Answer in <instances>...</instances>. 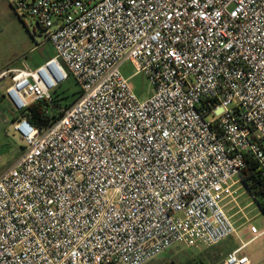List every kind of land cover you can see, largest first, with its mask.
<instances>
[{
  "label": "built area",
  "instance_id": "obj_1",
  "mask_svg": "<svg viewBox=\"0 0 264 264\" xmlns=\"http://www.w3.org/2000/svg\"><path fill=\"white\" fill-rule=\"evenodd\" d=\"M13 7L55 53L0 76L14 110L42 103L50 114L70 76L81 96L46 128L14 122L25 146L0 176V264H148L234 235L225 206L250 160L264 178V0ZM127 62L149 80L147 99L123 75ZM254 199L261 209L264 194ZM221 264L251 261L237 249Z\"/></svg>",
  "mask_w": 264,
  "mask_h": 264
},
{
  "label": "rangeland",
  "instance_id": "obj_2",
  "mask_svg": "<svg viewBox=\"0 0 264 264\" xmlns=\"http://www.w3.org/2000/svg\"><path fill=\"white\" fill-rule=\"evenodd\" d=\"M14 0H0V66L30 67L36 69L43 65L54 53L53 46L45 41V32L37 25L36 19L24 16L13 7ZM122 73L129 78L136 94L141 100L147 99L153 88L145 75L139 73L132 62L122 67ZM12 84L10 77L0 79V93L6 96L7 88ZM80 86L73 77H69L53 93L54 100L63 105L71 106L78 99ZM22 111H16L9 101L0 95V176L11 168L23 154L25 142L13 128ZM237 200L225 206L232 221H248L257 228L264 224V214L257 201L242 186L236 193ZM251 226V224H250ZM231 236L223 242L231 246L236 240ZM197 250L184 246H175L158 256L148 264H196L200 260Z\"/></svg>",
  "mask_w": 264,
  "mask_h": 264
},
{
  "label": "crops",
  "instance_id": "obj_3",
  "mask_svg": "<svg viewBox=\"0 0 264 264\" xmlns=\"http://www.w3.org/2000/svg\"><path fill=\"white\" fill-rule=\"evenodd\" d=\"M54 54L55 53H53L52 56H54ZM11 68H18V67H11L4 65L0 66V76L5 71ZM0 95H2V99H5V101H9L7 97L4 96V92H1ZM231 216L233 218L234 215ZM238 222H239L238 224H235L237 231L234 234V236H236L237 239L234 241V243L231 246L223 244V242L226 241L224 240L223 242H221L216 246H212V247L201 246L197 249H193V250H197L198 251L197 253L200 255V260L195 261V263L221 264L222 260L225 258V256L228 253L240 249V254L248 256L250 258L251 264H264V224L261 226V228H258L263 233L257 238H254V235L250 230V224L251 225L254 224L252 223L248 224V221L245 220L242 221V219H240Z\"/></svg>",
  "mask_w": 264,
  "mask_h": 264
},
{
  "label": "trees",
  "instance_id": "obj_4",
  "mask_svg": "<svg viewBox=\"0 0 264 264\" xmlns=\"http://www.w3.org/2000/svg\"><path fill=\"white\" fill-rule=\"evenodd\" d=\"M81 96V92L78 93V99ZM77 99V100H78ZM70 106V105H69ZM67 105H63V107H69ZM61 107V104L54 101L53 108H51L50 114H46L43 111L42 103H33L29 106L28 109L21 112L20 117H26L32 124L35 126L46 128L53 121L60 117V112L58 111ZM257 163L255 160H250L248 169L245 171V175L243 178L244 185L249 193L259 199L262 194H264V178L260 177L256 172ZM261 209L264 213V204H261ZM190 264V263H188Z\"/></svg>",
  "mask_w": 264,
  "mask_h": 264
}]
</instances>
